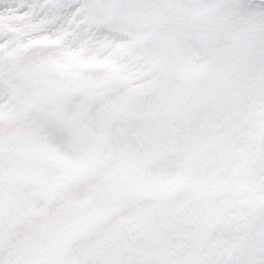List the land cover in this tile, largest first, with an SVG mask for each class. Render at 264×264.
Returning <instances> with one entry per match:
<instances>
[{"label":"snow or ice","instance_id":"6c2138e0","mask_svg":"<svg viewBox=\"0 0 264 264\" xmlns=\"http://www.w3.org/2000/svg\"><path fill=\"white\" fill-rule=\"evenodd\" d=\"M0 264H264V0H0Z\"/></svg>","mask_w":264,"mask_h":264}]
</instances>
